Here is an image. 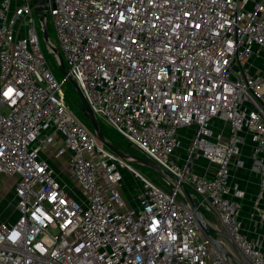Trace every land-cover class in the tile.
Here are the masks:
<instances>
[{
  "label": "built area",
  "instance_id": "1",
  "mask_svg": "<svg viewBox=\"0 0 264 264\" xmlns=\"http://www.w3.org/2000/svg\"><path fill=\"white\" fill-rule=\"evenodd\" d=\"M49 19L96 118L175 176L252 264H264V235L247 236L244 189L231 179L248 141L260 178L246 217L264 227V0H47L37 10L32 0H0V174L17 176L0 264H228L175 190L108 149L70 110L40 47Z\"/></svg>",
  "mask_w": 264,
  "mask_h": 264
},
{
  "label": "water",
  "instance_id": "2",
  "mask_svg": "<svg viewBox=\"0 0 264 264\" xmlns=\"http://www.w3.org/2000/svg\"><path fill=\"white\" fill-rule=\"evenodd\" d=\"M47 0H32L33 7L37 8L44 5ZM37 18L41 21L40 15L37 12ZM42 41L46 44L50 53L54 55L57 70L67 79L74 87L78 95L79 110L85 115L89 121L90 127L96 138L103 143L108 149L114 152L122 159L143 165L151 171L158 174L164 185L171 191H176L179 195L180 203L185 206L194 216L204 235L209 239L212 245L222 254L228 264H252L247 257L239 250L230 234L222 227L217 215L206 205L202 204L175 176L161 167L159 164L147 159L143 155L139 156L130 153L123 148L110 142L104 135L101 124L90 109L86 99L84 98L79 86L68 75L63 63L62 56L57 47H54L48 38L47 26L44 25L41 31ZM131 147L135 148L133 145ZM206 211L211 213L213 220L208 217Z\"/></svg>",
  "mask_w": 264,
  "mask_h": 264
},
{
  "label": "rangeland",
  "instance_id": "3",
  "mask_svg": "<svg viewBox=\"0 0 264 264\" xmlns=\"http://www.w3.org/2000/svg\"><path fill=\"white\" fill-rule=\"evenodd\" d=\"M35 19L37 21V17L35 16ZM37 25V23H36ZM47 33H48V38L50 43L54 46L57 47V40H56V35L53 27L52 20L49 19L47 23ZM40 47L42 50V53L47 61V64L54 74L55 78L59 81V83H62V91L65 96V101L68 104L70 110L85 124H87L88 120L85 117V115L79 110L78 107V95L74 89V87L70 84V82L65 79L64 76L57 70V65L55 63V58L52 53L49 52L46 44L41 41ZM100 121L103 133L105 137L112 142L113 144L119 146L120 148H123L124 150L139 155L141 156V153L136 149L131 147V144L128 143L121 135H119L117 132H115L113 129H111L108 125H106L101 119H98ZM130 165L133 167L137 168L139 171H141L143 174H145L148 178L159 184L160 186H164V183L162 182L160 176L156 174L155 172L151 171L149 168L136 164L134 162H129L127 161ZM123 174L124 177H126L125 183L127 185L132 186L135 184V179L132 178L131 174L126 170L123 169ZM17 176H6L3 174H0V222H5V223H13L15 219L17 218V213L14 209V194L12 192L11 186L13 185L15 179ZM67 175L62 176V179L66 182L67 186L70 188H74V183L72 180H66ZM122 194L125 197L124 191L122 189ZM206 214L210 219L213 220V217L211 213L206 211Z\"/></svg>",
  "mask_w": 264,
  "mask_h": 264
},
{
  "label": "crops",
  "instance_id": "4",
  "mask_svg": "<svg viewBox=\"0 0 264 264\" xmlns=\"http://www.w3.org/2000/svg\"><path fill=\"white\" fill-rule=\"evenodd\" d=\"M255 64V63H254ZM256 65V64H255ZM248 141L242 146L241 153L242 158L244 160V166L241 168L234 169L232 171V181H236L243 189H244V196L241 200V209H240V217L244 222V226L246 229V234L250 238H254L258 234L264 235V227L259 228L258 226H254V223L248 221L246 215L247 212L250 209L251 203L253 201L254 195L258 189V182L260 175L253 170H250V160H249V149H248ZM261 158H262V165L264 170V146L261 152ZM200 164L204 166L205 161H200ZM197 173H202L201 169L197 168L195 170ZM264 174V173H263ZM5 175V174H3ZM8 176V175H6ZM13 177V176H10ZM16 181V179H15ZM15 181L13 185L15 184ZM13 185L11 186V189L13 188ZM13 192V190H12ZM14 194V193H13ZM15 204V197L13 200ZM15 206V205H14ZM259 206L264 208V199L259 203Z\"/></svg>",
  "mask_w": 264,
  "mask_h": 264
},
{
  "label": "trees",
  "instance_id": "5",
  "mask_svg": "<svg viewBox=\"0 0 264 264\" xmlns=\"http://www.w3.org/2000/svg\"><path fill=\"white\" fill-rule=\"evenodd\" d=\"M55 63H56V61H55ZM87 125L90 127L89 121L87 122Z\"/></svg>",
  "mask_w": 264,
  "mask_h": 264
}]
</instances>
